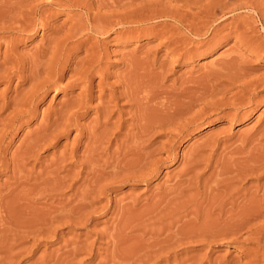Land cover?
Returning <instances> with one entry per match:
<instances>
[{"label": "rangeland", "instance_id": "374dc122", "mask_svg": "<svg viewBox=\"0 0 264 264\" xmlns=\"http://www.w3.org/2000/svg\"><path fill=\"white\" fill-rule=\"evenodd\" d=\"M71 1L0 0V15L4 12L5 16L4 20L2 15L0 17V26H3L0 27V211L3 210L0 212V220H3V224L0 221V264H153L157 256L162 259L154 260L155 264H244L250 261L252 257L248 253H255L253 249L257 251L256 244L243 242L247 235L241 237L242 233L238 235L242 241L237 242H179L170 248L173 249L170 252H174L169 255V248L162 250L156 244L180 232L205 231L214 224L211 221L220 220V207L229 203L231 196L235 194L238 204L244 206L251 191L264 186V177H260L261 180L258 174L239 176L236 172L237 176L234 173L245 169L247 162L264 161V85L256 83L264 80V0ZM172 31L175 34H171ZM45 64L51 65V69L59 65L61 77H54L52 70H46L52 74L44 72L36 78L32 72ZM82 72L85 74H80ZM47 77L51 84L39 85L38 80ZM56 79L61 88L54 86ZM245 81H256L255 87L250 85L254 88L250 87L246 93L240 91ZM131 87L136 89L132 91ZM128 90L134 92L135 97L131 95L134 99ZM238 97H242V104H233ZM222 98L228 104L220 103ZM162 102L165 103L161 105ZM189 106L192 109L187 110ZM24 109L26 111H22ZM135 152L139 153V158ZM158 155L160 158H156ZM131 161L138 165L134 166ZM220 161H224V165ZM112 171L119 174L113 175ZM5 201L11 211L16 208L13 212L16 215L11 216H17V220L7 217L10 209ZM230 206H226V210ZM40 211L45 212L44 217ZM18 212L28 220L24 221L21 216L24 222L18 224L21 221ZM46 215H52L50 221L45 222ZM129 223L131 227L127 226ZM41 225L45 228H39ZM37 226V231L33 230ZM40 229H44L43 233L36 234ZM120 232L123 239L127 235L128 238L113 237ZM162 251H166L167 256Z\"/></svg>", "mask_w": 264, "mask_h": 264}, {"label": "bare ground", "instance_id": "6f19581e", "mask_svg": "<svg viewBox=\"0 0 264 264\" xmlns=\"http://www.w3.org/2000/svg\"><path fill=\"white\" fill-rule=\"evenodd\" d=\"M68 1V0H67ZM71 1V0H70ZM215 1V0H214ZM72 2V1H71ZM79 2V1H78ZM46 3V2H45ZM57 3V2H56ZM55 3V4H56ZM59 4L61 3V2H58ZM64 2H62L61 4H63ZM66 3V2H65ZM102 3V2H101ZM121 3V2H120ZM237 3V2H236ZM81 4V3H80ZM3 5V4H2ZM8 5H10V4H8ZM68 5V4H67ZM106 5V4H105ZM125 5V4H124ZM32 6V5H31ZM53 6H54V4H53ZM66 6V5H65ZM122 5H120V7H121ZM7 7V6H6ZM77 7V6H76ZM83 7V6H82ZM117 7H119V6H117ZM13 9V8H12ZM28 9V8H27ZM131 9V8H130ZM100 10V9H99ZM2 11V10H1ZM29 13H30V11H28ZM34 12V11H33ZM90 12V11H89ZM4 13V12H3ZM3 13H1V15H2V19L5 17L4 16V14ZM18 13V12H17ZM27 13V12H26ZM51 13V12H50ZM8 14V13H7ZM6 14V15H7ZM10 14H11V12H10ZM46 14V13H45ZM92 14V13H91ZM1 15H0V17H1ZM9 15V14H8ZM25 15V14H24ZM31 15V14H30ZM51 15V14H50ZM95 15V14H94ZM125 15H127V13L125 14ZM46 16V15H45ZM91 16V15H90ZM123 16V15H122ZM9 17V16H8ZM26 17V16H25ZM41 16H39V18H40ZM128 17V16H127ZM156 17V16H155ZM6 18H7V16H6ZM19 18V17H18ZM47 18V17H46ZM114 18V17H113ZM5 19V18H4ZM3 19V20H4ZM10 19V18H9ZM9 19H7V20H9ZM20 21H22V17H20ZM42 19V18H41ZM121 19V18H120ZM28 20H30V19H28ZM44 20V19H43ZM80 20V19H79ZM94 20V19H93ZM36 21V20H35ZM34 21V22H35ZM38 21H39V19H38ZM45 21V20H44ZM117 21V20H116ZM1 22V21H0ZM8 22V21H7ZM19 22V21H18ZM33 22V21H32ZM46 22V21H45ZM102 22V21H101ZM103 22H104V20H103ZM2 23V22H1ZM21 23V22H20ZM23 23H24V21H23ZM30 23H31V20H30ZM37 23V22H36ZM107 23H108V21H107ZM118 23V22H117ZM10 24V23H9ZM14 24V23H13ZM27 24H29V23H27ZM72 24V23H71ZM82 24V23H81ZM83 24H85V22H83ZM93 24H94V22H93ZM98 24H101V23H98ZM97 24V25H98ZM105 24V23H104ZM128 24V23H127ZM212 24V23H211ZM213 24H214V22H213ZM224 24V23H223ZM11 25V24H10ZM21 25V24H20ZM24 25V24H23ZM85 25H87V24H85ZM94 25H96V24H94ZM108 25H109V23H108ZM123 25V24H122ZM27 26V25H26ZM28 26H34L33 24L31 25V24H29ZM101 26V25H100ZM99 26V27H100ZM112 26V25H111ZM125 26V25H124ZM170 26V25H169ZM0 27H3L2 26V24H1V26ZM9 27V26H8ZM13 27H15V25L13 26ZM13 27H11V28H13ZM19 27V26H18ZM17 26H16V28H18ZM86 27V26H85ZM95 27V26H94ZM97 27V26H96ZM101 27H103V25L101 26ZM101 27L99 28V29H101ZM106 27V26H105ZM113 27V26H112ZM168 26H166V28H167ZM7 28V27H6ZM20 28V27H19ZM19 28L17 29V30H19ZM21 28H23L22 26H21ZM79 29L80 28H82V26H79L78 27ZM109 28H111V27H109ZM177 28V27H176ZM204 28V27H203ZM74 30L76 29V25H75V27L73 28ZM72 29V30H73ZM90 29V28H89ZM98 29V28H97ZM103 29V28H102ZM172 29V28H171ZM186 29V28H185ZM214 29V28H213ZM2 30V29H1ZM0 30V31H1ZM7 30V29H6ZM11 30V29H10ZM22 30H24V29H22ZM74 30H73V32H74ZM82 30V29H81ZM113 30V29H112ZM168 30H170L169 28H168ZM174 30V29H173ZM178 30V29H177ZM194 30V29H193ZM203 30V29H202ZM206 30H207V28H206ZM205 30V31H206ZM21 31V30H20ZM25 31V30H24ZM27 31V30H26ZM87 31V30H86ZM95 31H97V30H95ZM99 31V30H98ZM107 31V30H106ZM175 31V30H174ZM199 31H201V30H198V32ZM205 31H203V32H205ZM67 32V31H66ZM68 32H70V31H68ZM83 32H84V30H83ZM103 33V31L101 30L100 31V33ZM118 32V31H117ZM163 32V31H162ZM178 32V31H177ZM193 32V31H192ZM6 33V32H5ZM81 33H82V31H81ZM93 33V32H92ZM97 33H99V32H97ZM173 33V31L171 32V34ZM68 34V33H67ZM66 34V35H67ZM80 34V33H79ZM105 34V33H104ZM173 34H175V33H173ZM100 35V34H99ZM102 35V34H101ZM121 35V34H120ZM61 36V35H60ZM59 36V37H60ZM64 36V35H63ZM179 36V35H178ZM212 36V35H211ZM70 38H74V37H72V36H69ZM130 37V36H129ZM176 37H177V33H176ZM184 37V36H183ZM199 37V36H198ZM61 38V37H60ZM78 38H79V36H78ZM85 38V37H84ZM165 38V37H164ZM209 38V37H208ZM219 38V37H218ZM171 39H172V37H171ZM176 39H178V38H176ZM69 40V39H68ZM72 40V39H71ZM166 40V39H165ZM182 40V39H181ZM186 40H188V39H186ZM11 41V40H10ZM54 41H56V40H54ZM66 41H67V39H66ZM178 41V40H177ZM210 41V40H209ZM59 42V41H58ZM58 42H56V44L58 43ZM180 42V41H179ZM187 42V41H186ZM15 43H16V41H15ZM54 43V42H53ZM63 43H65L64 41H63ZM162 43H165V42H162ZM175 43V42H174ZM203 43V42H202ZM1 44H2V42H1ZM67 44V43H66ZM94 44V43H93ZM176 44V43H175ZM101 45V44H100ZM177 45V44H176ZM196 45V44H195ZM194 45V46H195ZM197 46V45H196ZM252 46V45H251ZM6 47V46H5ZM183 47H184V45H183ZM45 48V47H44ZM53 48H55V47H53ZM62 49V48H61ZM54 50V49H53ZM92 50V49H91ZM175 50V49H174ZM193 50H195V49H193ZM67 51V50H66ZM51 52V51H50ZM65 52V51H64ZM172 52V51H171ZM189 52H190V50H189ZM38 53V52H37ZM53 53V52H52ZM96 53V52H95ZM103 53H105V52H103ZM178 53V52H177ZM186 53V52H185ZM59 54V53H58ZM98 54H99V52H98ZM180 54V53H179ZM15 55V54H14ZM39 55V54H38ZM49 55V54H48ZM47 55V56H48ZM51 55V54H50ZM49 55V56H50ZM61 55V54H60ZM97 55V54H96ZM16 56V55H15ZM46 56V57H47ZM56 56V55H55ZM58 56V55H57ZM67 56V55H66ZM89 56V55H88ZM88 56H86V57H88ZM92 56V55H91ZM35 57V56H34ZM43 57V56H42ZM53 57V56H52ZM51 57V58H52ZM85 57V58H86ZM96 57V56H95ZM97 57H98V55H97ZM130 57V56H129ZM132 57V56H131ZM54 59H55V57H53ZM38 59V58H37ZM92 59V58H91ZM91 59H89V61L91 60ZM102 59V58H101ZM50 60V59H49ZM131 60V59H130ZM35 61V60H34ZM94 63H95V61L94 60H92ZM92 61H91V63H92ZM134 61V60H133ZM133 61H131V62H133ZM36 62V61H35ZM48 62V61H47ZM56 62V61H55ZM63 62V61H62ZM61 62V63H62ZM128 62H129V59H128ZM149 62V61H148ZM232 62V61H231ZM17 63V62H16ZM15 63V64H16ZM39 63V62H38ZM43 63V62H42ZM44 63H46V62H44ZM90 63V62H89ZM88 63V64H89ZM93 63V64H94ZM127 63V62H126ZM32 64V63H31ZM93 64H91V65H93ZM128 64V63H127ZM140 64V63H139ZM146 64V63H145ZM160 64H162V63H160ZM34 65V64H33ZM39 65V64H38ZM102 65V64H101ZM135 65V64H134ZM168 65V64H167ZM233 65V64H232ZM48 66V67H47ZM49 66H51V65H49V64H45L44 66H39V67H37V68H35V70H34V72H32V73H34L33 75L34 76H36V78H37V76L38 77H40L41 75V73H43L44 74V72H46V70L48 71V70H52L51 72H53L54 73V77H56L55 75H58V76H60L59 75V73L60 72H62V69L60 68V67H58V66H55V67H53V69H51V67H49ZM35 67H36V65H35ZM88 67V66H87ZM129 67H131V66H129ZM136 67V66H135ZM162 67V66H161ZM89 68V67H88ZM92 68V67H91ZM98 68V67H97ZM125 68H127V67H125ZM133 68V67H132ZM143 68V67H142ZM11 69V68H10ZM17 69V68H16ZM81 69H82V67H81ZM84 69H87V68H84ZM141 69V68H140ZM2 70L3 69H1V72H2ZM79 70V69H78ZM96 70V69H95ZM135 70V69H134ZM75 72V71H74ZM90 71H88V73H89ZM128 72V71H127ZM131 72H134V71H131ZM131 72H129L130 74H131ZM146 72V71H145ZM159 72V71H158ZM47 73H50V72H46V74L45 75H47ZM87 72H86V74H88ZM93 73V72H92ZM138 73V72H137ZM143 73V72H142ZM161 73V72H160ZM225 73H226V71H225ZM238 73V72H237ZM240 73V72H239ZM246 73V72H245ZM40 76H39V75ZM42 74V75H43ZM52 73H50V75H51ZM80 74H85V73H80ZM90 74V73H89ZM124 74V73H123ZM140 74V73H139ZM144 74V73H143ZM157 74V73H156ZM75 75H76V73H75ZM75 75H73V76H75ZM78 75V74H77ZM126 75V74H125ZM129 75V74H128ZM239 75V74H238ZM248 75H249V73H248ZM80 76V75H79ZM140 76V75H139ZM10 77V76H9ZM61 77V76H60ZM70 77V76H69ZM76 77V76H75ZM82 77V76H81ZM85 77H86V75H85ZM85 77H84V79H85ZM247 77V76H246ZM249 77V76H248ZM31 78V77H30ZM36 78H34V79H36ZM72 78H74V77H72ZM132 78V77H131ZM161 78V77H160ZM245 78V77H244ZM39 79V78H38ZM61 79V78H60ZM76 79V78H75ZM77 79H79V78H77ZM89 79V78H88ZM128 79H130V78H128ZM33 80V79H32ZM29 81H30V79H29ZM36 82H37V80H35ZM52 81V80H51ZM70 81V80H69ZM82 81V80H81ZM80 81V82H81ZM124 81V80H123ZM126 81V80H125ZM135 81V80H134ZM139 81V80H138ZM149 81V80H148ZM247 81V80H246ZM245 81V82H246ZM40 82V84L39 85H41V86H47V84L48 83H50V80L48 79V77L45 79V78H41L40 80H38V83ZM77 82V81H76ZM85 82V81H84ZM133 82V81H132ZM136 82V81H135ZM143 82V81H142ZM242 82V81H241ZM256 81H252V82H246L245 84H242V86L240 87V91H242V92H244V93H246L247 91L246 90H251V89H253L255 86L253 85L254 83H255ZM30 83V82H29ZM31 83H32V81H31ZM31 83H30V85H31ZM54 83V86L55 87H58V86H60V85H58V80L56 79L55 80V82H53ZM86 83V82H85ZM125 83H127V82H125ZM147 83V82H146ZM257 84L258 83H260V84H263L264 85V80H261V81H258V82H256ZM37 84V83H36ZM36 84H34V85H36ZM51 84V83H50ZM61 84V83H60ZM66 84V83H65ZM76 84V83H75ZM78 84V83H77ZM81 84V83H80ZM124 84V83H123ZM129 84V83H128ZM240 84V83H239ZM256 84V85H257ZM33 85V84H32ZM31 85V86H32ZM73 85V84H72ZM161 85V84H160ZM250 85H252V86H254L253 88L250 86ZM37 86H38V84H37ZM36 86V87H37ZM41 86H38V87H40L41 88ZM49 86V85H48ZM54 86H53V88H54ZM219 86V85H218ZM231 86V85H230ZM37 87V88H38ZM71 87V86H70ZM79 87H81V86H79ZM122 87V86H121ZM162 87V86H161ZM200 87V86H199ZM220 87V86H219ZM224 87V86H223ZM229 87V86H228ZM250 87H251V89H250ZM60 88H61V86H60ZM83 88H84V86H83ZM133 87H131V89H132ZM139 88V87H138ZM206 88H207V86H206ZM264 88V87H263ZM45 89V88H44ZM64 89V88H63ZM80 89V88H79ZM136 88L134 87V89H132V91L133 90H135ZM141 89V88H140ZM83 90V89H82ZM85 90V89H84ZM260 90V89H259ZM34 91H36V90H34ZM129 91V90H128ZM131 91V90H130ZM129 91V92H130ZM141 91H143V90H141ZM213 91V90H212ZM224 91V90H223ZM225 91L227 92V90L225 89ZM225 91L223 92V93H225ZM30 92H31V90H30ZM38 92H39V90H38ZM37 92V93H38ZM128 92V93H129ZM138 93H141V92H139V91H137ZM160 92V91H159ZM251 92V91H250ZM85 93V92H84ZM131 93V92H130ZM155 93V92H154ZM161 93V92H160ZM195 93V92H194ZM197 93V92H196ZM200 93H202V92H200ZM238 93V92H237ZM33 94V93H32ZM41 94V93H40ZM182 94V93H181ZM199 94V93H198ZM26 95V94H25ZM34 95V94H33ZM90 95V94H89ZM133 97H135V94H134V92H132L131 94H130V97L131 98H133ZM136 95H138V94H136ZM169 95V94H168ZM185 95V94H184ZM191 95H192V93H191ZM211 95H213V93L211 94ZM79 96V95H78ZM85 96V95H84ZM92 96V95H91ZM117 96V95H116ZM121 96V95H120ZM154 96V95H153ZM190 96V95H189ZM208 96H209V94H208ZM221 96V95H220ZM245 96V95H244ZM249 96V95H248ZM86 97V96H85ZM127 97V96H126ZM138 97H139V95H138ZM143 97V99L144 100H147L148 99V101H149V98L148 97H144V96H142ZM181 97V96H180ZM20 98H22V97H20ZM26 98H27V96H26ZM121 98V97H120ZM184 98V97H183ZM199 98V97H198ZM204 98V97H203ZM240 98V99H239ZM242 97H238V99L237 100H235V102L233 103V104H237V103H239L242 99H241ZM248 98V97H247ZM253 98V97H252ZM259 98V97H258ZM262 98V97H261ZM15 99V98H14ZM18 99V98H17ZM16 99V100H17ZM28 99H29V97H28ZM75 99H77V98H75ZM128 99H130V98H128ZM134 99V98H133ZM138 99V98H137ZM175 99V98H174ZM202 99V98H201ZM249 99V98H248ZM254 99V98H253ZM24 100V99H23ZM29 100H32V99H29ZM28 100V101H29ZM79 100H80V98H79ZM89 100H91V99H89ZM135 100H136V98H135ZM135 100H133V102L135 101ZM156 100V99H155ZM197 100V99H196ZM204 100V99H203ZM212 100V99H211ZM211 100H210V102H211ZM221 100V99H220ZM21 101V100H20ZM37 101V100H36ZM68 101V100H67ZM77 101V100H76ZM85 101V100H84ZM141 101H143V100H141ZM147 101V102H148ZM209 101V100H208ZM238 101V102H237ZM81 102V101H80ZM126 102V101H125ZM132 102V101H131ZM175 102H177L176 100H175ZM225 100L223 101V98H222V101H220V103H222L223 105L225 104ZM245 102V101H244ZM248 102V101H247ZM246 102V103H247ZM256 102V101H255ZM140 103V102H139ZM165 103V102H164ZM163 102L161 103V105H163L164 104ZM199 103V102H198ZM201 103H202V101H201ZM216 103V102H215ZM227 104H228V102H226ZM241 103V102H240ZM245 103V104H246ZM11 104H13V103H11ZM16 104V103H15ZM26 104H29V103H26ZM84 104H85V102H84ZM90 104V103H89ZM138 104V103H137ZM155 104V103H154ZM158 104H159V102H158ZM167 104V103H166ZM209 104V103H208ZM210 104H212V103H210ZM242 104V103H241ZM20 105V104H19ZM64 105V104H63ZM144 106H145V103L143 104ZM153 105V104H152ZM187 105H189V104H187ZM195 105V104H194ZM213 105V104H212ZM211 105V106H212ZM221 105V104H220ZM29 106H30V104H29ZM28 106V107H29ZM85 106V105H84ZM144 106H143V108H144ZM193 106V105H192ZM18 107V106H17ZM27 107V108H28ZM83 107V106H82ZM88 107V106H87ZM138 107V106H137ZM140 107V106H139ZM207 107V106H206ZM241 107V106H240ZM4 108V107H3ZM14 108V107H13ZM15 108H16V106H15ZM14 108V109H15ZM23 108V107H22ZM26 108V109H27ZM63 108V107H62ZM80 108V107H79ZM160 107H158V109H159ZM183 108H185V107H183ZM187 108V107H186ZM189 108H191L190 106L187 108V110H189ZM12 109V108H11ZM17 109V108H16ZM84 109V108H83ZM161 109V108H160ZM181 109H182V107H181ZM192 109V108H191ZM3 110V109H2ZM13 110V109H12ZM165 109H163V111H164ZM204 110H205V106H204ZM224 110V109H223ZM4 111V110H3ZM22 111H26L25 109L24 110H22ZM143 111H145V110H143ZM162 111V110H161ZM175 111V110H174ZM184 111H186V110H184ZM184 111H182V112H184ZM201 111V110H200ZM202 111H203V109H202ZM15 112V111H14ZM21 112V111H20ZM31 112V111H30ZM63 112H64V110H63ZM62 112V113H63ZM109 112V111H108ZM148 112V111H147ZM154 112V111H153ZM158 112V111H157ZM160 112V111H159ZM167 112V111H166ZM181 112V113H182ZM189 111H187V113H188ZM207 112V111H206ZM16 113V112H15ZM19 113V111L17 112V114ZM61 113V112H60ZM66 113H68V111L66 110ZM111 113V112H110ZM132 113V112H131ZM144 113V112H143ZM142 113V114H143ZM177 113V112H176ZM186 113V114H187ZM21 114H24V112L23 113H20V115ZM154 114V113H153ZM159 114V113H158ZM62 115V114H61ZM105 115H108V114H105ZM162 115V114H161ZM168 115H169V113H168ZM167 115V116H168ZM207 115V114H206ZM16 116V115H15ZM15 116H12L13 118L15 117ZM58 116H59V114H58ZM109 116V115H108ZM137 116H139V114L137 115ZM144 116H145V114H144ZM171 116V115H170ZM175 116V115H174ZM177 116V115H176ZM179 116H180V114H179ZM203 116V115H202ZM3 117V116H2ZM29 117V116H28ZM65 117H67V116H65ZM100 117H101V115H100ZM140 117H142V116H140ZM162 117V116H161ZM228 117V116H227ZM10 118V117H9ZM9 118H8V120H9ZM59 118V117H58ZM107 118V117H106ZM139 118V117H138ZM145 118V117H144ZM159 118V117H158ZM157 118V119H158ZM170 118V117H169ZM168 118V119H169ZM172 118V117H171ZM15 119H18L17 118V116L15 117ZM20 119V118H19ZM22 119V118H21ZM20 119V120H21ZM103 119H105V118H102V120ZM135 119L137 120V118L135 117ZM160 119V118H159ZM164 119V118H163ZM19 120V121H20ZM60 120H62V118L60 119ZM101 120V119H100ZM141 120V119H140ZM185 120V119H184ZM104 121V120H103ZM143 121V120H142ZM151 121V120H150ZM158 121V120H157ZM200 121V120H199ZM0 122H2V121H0ZM8 122V121H7ZM14 122V121H13ZM63 122V121H62ZM104 122H106V120L104 121ZM103 122V123H104ZM146 122V121H145ZM148 122V121H147ZM152 122V121H151ZM174 122V121H173ZM178 122V121H177ZM181 122V121H180ZM187 122V121H186ZM11 123V122H10ZM18 123H20V122H18ZM60 123V122H59ZM58 123V124H59ZM67 123V122H66ZM154 123H161V122H154ZM169 123V122H168ZM190 123V122H189ZM188 123V124H189ZM8 124V123H7ZM46 124V123H45ZM49 124V123H48ZM54 124H56V123H54ZM95 124V123H94ZM101 124V123H100ZM105 124V123H104ZM111 123L109 122V125H110ZM146 124V123H145ZM162 124V123H161ZM106 125V124H105ZM152 125V124H151ZM150 125V126H151ZM176 125H178V123L176 124ZM187 125V124H186ZM8 126H11V124L10 125H8ZM17 126V125H16ZM61 126V125H60ZM96 126V125H95ZM94 126V127H95ZM147 126V125H146ZM166 127H167V125H165ZM169 126H170V124H169ZM168 126V127H169ZM2 127V126H1ZM57 127H59V126H57ZM56 127V128H57ZM102 127H105V126H103V124H102ZM160 127H162V126H160ZM163 127H164V125H163ZM166 127H164V128H166ZM182 127H184V126H182ZM5 129V128H4ZM8 129H10L9 127H8ZM15 129V128H14ZM18 129V128H17ZM41 129V128H40ZM45 129V128H44ZM53 129V128H52ZM58 129V128H57ZM98 129V128H97ZM150 129V128H149ZM181 129V128H180ZM185 129V128H184ZM3 130V129H2ZM92 130V129H91ZM108 130V129H107ZM111 130V129H110ZM140 130V129H139ZM155 130V129H154ZM170 130V129H169ZM177 130V129H176ZM183 130V129H182ZM4 131V130H3ZM2 131V132H3ZM6 131V130H5ZM9 131V130H8ZM41 131V130H40ZM45 131V130H44ZM51 131V130H50ZM61 131V130H60ZM97 131V130H96ZM143 130H141L140 132H142ZM152 131V130H151ZM165 131V130H164ZM168 131V130H167ZM166 131V132H167ZM46 133H47V131H45ZM44 132V133H45ZM54 132H56V131H54ZM53 132V133H54ZM136 132H138V131H136ZM144 132V131H143ZM173 133H174V131H172ZM50 133V132H49ZM52 132H51V134H53ZM91 133V132H90ZM113 133V132H112ZM168 133V132H167ZM171 133V132H170ZM1 134V133H0ZM175 134V133H174ZM177 134V133H176ZM184 134V133H183ZM186 134V133H185ZM36 135V134H35ZM40 135V134H39ZM44 135V134H43ZM46 135V134H45ZM63 135V134H62ZM92 135V134H91ZM1 136V135H0ZM38 136V135H37ZM37 136H36V138H37ZM150 136V135H149ZM178 136V135H177ZM3 138L5 137V134H4V136H2ZM6 137H7V135H6ZM33 137V136H32ZM43 137V136H42ZM50 137V136H49ZM256 137V136H255ZM48 137H46V139H47ZM56 138V137H55ZM97 138V137H96ZM111 138V137H110ZM137 138V137H136ZM147 138V137H146ZM222 138V137H221ZM42 139V138H41ZM44 139V138H43ZM49 139V138H48ZM173 139H175V138H173ZM252 139V138H251ZM255 139V138H254ZM45 140V139H44ZM50 140V139H49ZM92 140V139H91ZM104 140H106V139H104ZM256 140V139H255ZM259 139H257V141H258ZM108 141V140H107ZM166 141V140H165ZM172 141V140H171ZM213 141V140H212ZM221 141V140H220ZM219 141V142H220ZM34 142H36V141H34ZM41 142V141H40ZM46 142V141H45ZM213 142H215V141H213ZM251 142V141H250ZM249 142V143H250ZM32 143V142H31ZM38 143V142H37ZM42 143V142H41ZM41 143H40V145H41ZM52 143V142H51ZM121 143V142H120ZM126 143V142H125ZM162 143V142H161ZM166 143V142H165ZM177 143V142H176ZM205 143V142H204ZM44 144V143H43ZM42 144V145H43ZM104 144V143H103ZM170 144V143H169ZM216 144V143H215ZM258 144V143H257ZM47 145V144H46ZM45 145V146H46ZM95 145V144H94ZM107 145V144H106ZM121 145V144H120ZM125 145V144H124ZM175 145V144H174ZM207 145V144H206ZM211 145V144H210ZM212 145H214L213 143H212ZM161 146V145H160ZM170 146V145H169ZM217 146V145H216ZM248 146H250V145H248ZM259 146V145H258ZM29 147V146H28ZM36 148H37V146H35ZM95 147V146H94ZM101 147H102V145H101ZM133 147V146H132ZM134 148V147H133ZM152 148V147H151ZM163 148V147H162ZM172 148H174V147H172ZM219 148V147H218ZM222 148V147H221ZM251 148V147H250ZM261 148V147H260ZM40 149V148H39ZM88 149V148H87ZM192 149V148H191ZM224 149V148H223ZM231 149V148H230ZM240 149V148H239ZM255 149V148H254ZM167 150H168V148H167ZM166 150V151H167ZM194 150V149H193ZM260 150V149H259ZM259 150H257V151H259ZM94 151V150H93ZM116 151V150H115ZM132 151V150H131ZM138 151V150H137ZM162 151H163V149H162ZM175 151V150H174ZM209 151H211V150H209ZM220 151V150H219ZM225 151V150H224ZM253 151V150H252ZM256 151V150H255ZM34 152H35V150H34ZM104 152V151H103ZM140 152V151H139ZM148 152V151H147ZM189 152H190V150H189ZM191 152H193V151H191ZM246 152V151H245ZM244 152V153H245ZM248 152V151H247ZM263 152H264V150H263ZM262 152V153H263ZM23 153V152H22ZM33 153V152H32ZM36 153V152H35ZM108 153V152H107ZM130 153V152H129ZM136 153V152H135ZM141 153V152H140ZM212 153V152H211ZM243 153V154H244ZM27 154V153H26ZM29 154V153H28ZM103 154V153H102ZM136 154H138L137 155V157L139 158V153L137 152ZM175 154V153H174ZM233 154V153H232ZM237 154V153H236ZM29 155H31V152H30V154ZM86 155V154H85ZM99 155V154H98ZM112 155V154H111ZM142 155H144L143 153H142ZM148 155V154H147ZM155 155V154H154ZM167 155V154H166ZM168 155H169V153H168ZM15 156V155H14ZM27 157H28V155H26ZM32 156V155H31ZM34 156V155H33ZM133 156V155H132ZM131 156V157H132ZM159 156V155H158ZM156 157V158H160V156L159 157ZM188 156V155H187ZM198 156V155H197ZM197 156L195 155L194 157L197 159ZM207 156H208V153H207ZM225 156V155H224ZM224 156H223V158H224ZM35 157V156H34ZM129 157H130V154H129ZM146 157V154H145V156L143 157V159ZM151 157V156H150ZM153 157V156H152ZM171 157V156H170ZM192 156H190V158H191ZM193 157V158H194ZM222 157V156H221ZM229 157V156H228ZM261 157V156H260ZM24 158V160H25V156L23 157ZM30 158H32V157H30ZM62 158V157H61ZM111 158V157H110ZM134 158H136V157H134ZM169 158V157H168ZM204 158V157H203ZM227 158V157H226ZM231 158H233L232 156H231ZM246 158V157H245ZM17 159V158H16ZM27 159V158H26ZM200 159H202V158H200ZM229 159V158H228ZM241 159V158H240ZM254 159V158H253ZM263 159H264V157H263ZM23 160V159H22ZM27 160H29V158L27 159ZM125 160V159H124ZM123 160V161H124ZM129 160V159H128ZM131 160H133L132 158H131ZM139 160V159H138ZM137 160V161H138ZM149 160V159H148ZM167 160V159H166ZM187 160H188V158H187ZM221 160H222V158H221ZM227 160V159H226ZM234 160H235V158H234ZM6 162H7V160H5ZM32 161V160H31ZM63 161V160H62ZM65 161V160H64ZM92 161H93V159H92ZM103 161V160H102ZM122 161V162H123ZM130 161V160H129ZM145 161V160H144ZM159 161V160H158ZM163 161V160H162ZM229 161H231L232 162V159L231 160H229ZM237 161H239V160H237ZM237 161H235V162H237ZM241 161V160H240ZM246 161H248V160H246ZM253 161V160H252ZM252 161H250L251 162V164L250 163H246V165L244 166V168L245 169H243V170H241V171H235L234 173L236 174V172H238L239 173V176L241 175H247L248 173L250 174V175H248V176H251L252 174H254V175H256V174H258L257 176L260 178V177H264V161L262 160V161H255V162H253L252 163ZM1 162V161H0ZM4 162V161H3ZM22 162V161H21ZM28 162V161H27ZM126 162V161H125ZM140 162V161H139ZM165 162V161H164ZM188 162H190V160L188 161ZM187 162V163H188ZM221 163H223V165H224V161H220ZM245 162V161H244ZM131 163L132 164H134V166H136L135 164H137L138 165V163H135V161H131ZM142 163V162H141ZM141 163L139 164V165H141ZM154 163V162H153ZM157 163V162H156ZM186 163V164H187ZM206 163H208V160H206ZM13 164H15L14 162H13ZM12 164V165H13ZM28 164V163H27ZM126 164V163H125ZM132 164H130V165H132ZM143 164V163H142ZM235 164V163H234ZM238 164V163H237ZM6 165V164H5ZM9 165V164H8ZM26 165V164H25ZM129 165V164H128ZM127 164H126V166H128ZM130 165H129V167H130ZM149 165V164H148ZM154 165V164H153ZM157 165V164H156ZM184 165V164H183ZM206 165V164H205ZM230 165V164H229ZM232 165V164H231ZM236 165V164H235ZM239 165V164H238ZM116 166V165H115ZM123 166H125V165H122V167ZM144 166V165H143ZM201 166V165H200ZM240 166H243V165H240ZM49 167V166H48ZM86 167V166H85ZM117 167H119L118 165H117ZM128 167V168H129ZM132 167V166H131ZM140 167V166H139ZM146 167V166H145ZM205 167V166H204ZM203 167V168H204ZM214 167H216V166H214ZM235 167V166H234ZM18 168V167H17ZM91 168V167H90ZM127 168V169H128ZM150 168H151V166H150ZM212 168V167H211ZM233 168V167H232ZM91 169H93V168H91ZM97 169V168H96ZM120 169V168H119ZM122 169V168H121ZM132 169V168H131ZM135 169H137V168H135ZM134 169V170H135ZM142 169V168H141ZM156 169V168H155ZM228 169H229V167H228ZM237 169H239V168H237ZM15 170V169H14ZM18 170V169H17ZM16 170V171H17ZM27 170V169H26ZM59 170V169H58ZM113 170H115V169H113ZM123 170V169H122ZM130 170V169H129ZM236 170V169H235ZM19 171V170H18ZM17 171V173H19ZM121 171V170H120ZM126 171V170H125ZM142 171H143V169H142ZM141 171V173H143ZM145 171V170H144ZM146 171H148V170H146ZM196 171V170H195ZM194 171V172H195ZM217 171V170H216ZM231 171V170H230ZM118 172V171H117ZM116 172V173H117ZM123 172V171H122ZM121 172V173H122ZM130 172H132V171H130ZM228 172V171H227ZM226 172V173H227ZM37 173V172H36ZM111 173V172H110ZM113 173H115V172H113L112 171V174ZM192 173V172H191ZM191 173H189V174H191ZM233 173V172H232ZM119 173H117V174H113V175H118ZM123 174V173H122ZM131 174V173H130ZM135 174V173H134ZM140 174V173H139ZM138 174V175H139ZM151 174V173H150ZM77 175V174H76ZM106 175V174H105ZM124 175H125V172H124ZM141 175V174H140ZM149 175V174H148ZM237 175V174H236ZM17 176V175H16ZM25 176V175H24ZM39 176V175H38ZM101 176V175H100ZM111 176V175H110ZM127 176V175H126ZM129 176V175H128ZM127 176V177H128ZM132 176H135V175H133V173H132ZM145 176V175H144ZM238 176V175H237ZM237 176H235V177H237ZM248 176H247V178H248ZM107 177V176H106ZM124 177V176H123ZM136 177V176H135ZM142 177V176H141ZM141 177H139V178H141ZM149 177V176H148ZM51 178V177H50ZM113 178V177H112ZM125 178V177H124ZM134 178V177H133ZM138 178V177H137ZM138 178V179H139ZM147 178V177H146ZM183 178V177H182ZM202 178V177H201ZM240 178V177H239ZM253 178V177H252ZM18 179V178H17ZM29 179V178H28ZM39 179H40V177H39ZM38 179V180H39ZM46 179V178H45ZM97 179V178H96ZM107 179V178H106ZM106 179H103V180H106ZM116 178H114V180H115ZM132 179V178H131ZM130 179V180H131ZM187 179V178H186ZM218 179V178H217ZM243 179H244V176H243ZM258 179V178H257ZM261 179V178H260ZM259 179V180H260ZM14 180V179H13ZM111 180V179H110ZM245 180H246V177H245ZM262 180V179H261ZM22 181V180H21ZM29 181V180H28ZM50 181V180H49ZM61 181V180H60ZM97 181V180H96ZM128 181V180H127ZM126 181V182H127ZM180 181H182V180H180ZM185 181V180H184ZM47 182V181H46ZM52 182V181H51ZM71 183V182H70ZM69 183V184H70ZM110 183H112V181L110 182ZM251 183V182H250ZM258 183V182H257ZM34 184V183H33ZM39 184V183H38ZM44 184V183H43ZM53 184V183H52ZM67 184V183H66ZM186 184H187V182H186ZM26 185V184H25ZM30 185V184H29ZM50 185V184H49ZM102 185V184H101ZM105 185V184H104ZM251 185V184H250ZM38 186V185H37ZM103 186V185H102ZM182 185L180 184V187H181ZM190 186V185H189ZM32 187H33V185H32ZM51 187V186H50ZM178 187V186H177ZM17 188V187H16ZM92 188V187H91ZM102 189H103V187H101ZM251 188V187H250ZM44 189V188H43ZM174 189H176V188H174ZM178 189V188H177ZM92 190V189H91ZM169 190V189H168ZM168 190H167V192H168ZM171 190H172V188H171ZM253 190V189H252ZM16 191V190H15ZM24 191H25V189H24ZM30 191V190H29ZM40 191V190H39ZM70 191V190H69ZM97 191V190H96ZM262 192V194H261V192ZM45 192V191H44ZM171 192V191H170ZM169 192V193H170ZM23 193V192H22ZM34 193V192H33ZM32 193V194H33ZM174 193V192H173ZM176 193H178V192H176ZM241 192H239V194H240ZM1 194V193H0ZM31 194V193H30ZM81 194V193H80ZM233 194V193H232ZM251 196H250V198H248L249 200H247V202H245V205L244 206H241V205H239L238 204V200H237V197H236V195L234 194V196H231V201L229 202L228 200V202L229 203H227V204H225L224 206H222V208L220 207V211H219V216H221L220 217V220L217 222V221H211V222H214V224L213 225H207V227L208 228H206L205 229V231H199L198 232V229H195V230H197V232L195 231V230H191V231H189V232H187L186 234H180V233H177L175 236L174 235H169V236H167L165 239H163V241H160V242H158L156 245L158 246V248L159 247H161L162 248V250H166V248H169V249H167V250H169V251H167L168 253V255L170 254V253H173V252H170V250H173V249H170V248H172L174 245H176L177 246V244L179 243V242H181L182 244H186V243H184V241H189V240H191L193 243L195 242V243H224V242H226V241H233V242H237V241H240L242 238L241 237H243L244 236V234H246L247 236H246V238L245 239H243V242H249V243H254V244H256V248H257V251L255 250V249H253L254 251H255V253H253V254H251L250 252L248 253L251 257H252V259L250 260V261H248L247 263H244V264H264V263H262V262H264V186L263 185H259V186H257L256 187V189H255V191L252 193V191H251ZM35 195V194H34ZM100 195V194H99ZM168 195V194H167ZM179 195H181V194H179ZM2 196H3V194H2ZM1 196V197H2ZM21 196V195H20ZM36 196V195H35ZM85 196V195H84ZM8 197V196H7ZM7 197H5V198H7ZM31 197V196H30ZM246 197H247V195H246ZM45 198V197H44ZM166 198V197H165ZM168 198V197H167ZM170 198H172V197H170ZM238 198H240V197H238ZM242 198V197H241ZM1 199V198H0ZM43 199V198H42ZM53 199V198H52ZM51 199V200H52ZM245 199V198H244ZM35 200V199H34ZM93 200V199H92ZM162 200V199H161ZM9 202H11V201H9ZM18 202V201H17ZM160 202V201H159ZM162 202V201H161ZM164 202V201H163ZM24 203V202H23ZM166 203V202H165ZM15 204V203H14ZM13 204V205H14ZM5 205L6 206H8V208H9V204L7 205V203H6V201H5ZM12 204H10V206H11ZM88 205V204H87ZM186 205V204H185ZM194 205V204H193ZM229 205H231L230 207V209H227L226 210V206L227 207H229ZM0 206H1V204H0ZM3 206V205H2ZM164 206V205H163ZM37 207V206H36ZM89 207H91V206H89ZM158 207V206H157ZM42 208V207H41ZM79 208V207H78ZM99 208V207H98ZM176 208V207H175ZM179 208V207H178ZM177 208V209H178ZM236 208V209H235ZM10 209V208H9ZM22 209V208H21ZM102 209V208H101ZM207 209V208H206ZM23 210V209H22ZM30 210V209H29ZM69 210H70V208H69ZM91 210V209H90ZM137 210V209H136ZM1 211H3L2 210V208H1ZM0 211V212H1ZM4 211H6L5 209H4ZM9 211V212H8ZM11 211V209L10 210H7V212L10 214H7V217H10L11 216V214H13V215H16V214H14L15 212L14 211H16V208H15V210L14 209H12V211ZM18 211V210H17ZM35 211V210H34ZM38 211V210H37ZM14 212V213H13ZM41 213L43 212V211H40ZM80 212V211H79ZM83 212V211H82ZM89 212V211H88ZM144 212H145V210H144ZM143 212V213H144ZM2 213H4V212H2ZM19 214L18 215H20L21 213L20 212H18ZM29 213H31V212H29ZM54 213V212H53ZM68 213H70V212H68ZM67 213V214H68ZM76 213V212H75ZM153 213V212H152ZM173 213V212H172ZM191 213H192V211H191ZM1 214V213H0ZM34 214V213H33ZM39 214V213H38ZM44 214H45V212H44ZM44 214L42 213V215H43V217H44ZM47 214V213H46ZM49 214H50V212H49ZM73 214H74V212H73ZM79 214H81V213H79ZM2 215V214H1ZM9 215V216H8ZM11 216V217H14V216ZM26 215V214H25ZM31 215V214H30ZM42 215H39V216H42ZM53 215V214H52ZM52 215H51V217H50V215H49V217L50 218H52ZM56 215V214H55ZM54 215V216H55ZM59 215V214H58ZM64 215V214H63ZM71 215V214H70ZM83 215V214H82ZM211 215V214H210ZM4 216H5V213H4ZM4 216H2V218L4 217ZM21 216H22V214L20 215V218L19 219H21ZM47 217H48V215H46ZM45 216V222L47 221V219H49V217L47 218ZM81 216V215H80ZM80 216H78L79 218H77V220L78 219H80ZM84 216V215H83ZM120 216V215H119ZM15 217H17V216H15ZM14 217V218H15ZM23 217V220L24 221H27L28 219H24V216H22ZM67 218L69 217V216H66ZM73 216H71V217H69V218H71V219H73L72 218ZM75 217H77V216H75ZM85 217V216H84ZM83 217V218H84ZM141 217V216H140ZM188 218H189V216H187ZM1 218V217H0ZM40 218V217H39ZM55 218V217H54ZM65 218V217H64ZM16 220H17V218H15ZM14 219V220H15ZM31 219H34L33 217H31ZM41 219V218H40ZM39 219V220H40ZM129 219H130V217H129ZM128 219V220H129ZM6 220V219H5ZM14 220H13V222H14ZM22 219H21V221H19L18 222V224L20 223V222H24ZM52 220H54V219H52ZM68 220V219H67ZM70 220V219H69ZM68 220V221H69ZM73 220H76V219H73ZM121 220V219H120ZM126 220V219H125ZM184 220V219H183ZM215 220V219H214ZM1 221V220H0ZM33 221V220H32ZM49 221H50V219H49ZM57 221V220H56ZM55 221V222H56ZM68 221H66V222H68ZM124 221V220H123ZM130 221V220H129ZM196 221V220H195ZM2 222V224H3V220L1 221ZM5 222H9V221H5ZM11 222V221H10ZM9 222V223H10ZM17 222V221H16ZM41 222H42V220H41ZM44 222V221H43ZM54 222V221H53ZM60 222V221H59ZM66 222H63L64 223V225H65V223ZM76 223L78 222V223H80L81 224V222H79V221H75ZM83 222V221H82ZM85 222V221H84ZM87 222V221H86ZM200 222V221H199ZM26 223V222H25ZM27 223H29V222H27ZM34 223H36L35 222V219H34ZM38 223H40V222H38ZM48 223V222H47ZM50 223H52V221L50 222ZM125 223H127V222H125ZM177 223V222H176ZM187 223V222H186ZM189 223V222H188ZM191 223V222H190ZM198 223V222H197ZM216 223V224H215ZM5 224V223H4ZM11 224V223H10ZM82 224H84V223H82ZM81 224V225H82ZM192 224V223H191ZM194 224V223H193ZM204 224V223H203ZM208 224H211L210 222L208 223ZM30 225V224H29ZM32 225V224H31ZM63 225V226H64ZM77 225H79V224H77ZM126 225V224H125ZM178 225V224H177ZM176 225V226H177ZM184 225V224H183ZM182 225V226H183ZM189 225V224H188ZM201 225V224H200ZM3 226V225H2ZM18 226V225H17ZM48 226H51L50 224L48 225ZM72 226V225H71ZM113 226V225H112ZM122 226H123V224H122ZM127 226L128 227H131L130 226V223H129V225L127 224ZM161 226V225H160ZM167 226H168V223H167ZM175 226V227H176ZM202 226V225H201ZM204 227H206L205 225H203ZM5 227V226H4ZM8 227V226H7ZM20 227V226H19ZM24 227V226H23ZM28 227L29 226H27V230H29L28 229ZM33 227V226H32ZM39 226H37L36 228H34L33 230H35V229H37ZM41 227H43V228H45V226L43 225H41L39 228H41ZM59 227V226H58ZM81 227V226H80ZM124 227V226H123ZM185 227H186V225H185ZM198 227V225L197 226H195V228H197ZM204 227H203V230H204ZM122 228V227H121ZM134 228V227H133ZM177 228H179L178 226H177ZM21 229H22V227H21ZM24 229V228H23ZM50 229V228H49ZM128 229V228H127ZM166 229H167V227H166ZM33 230H32V232H33ZM44 229H40L39 231L40 232H35L36 234H38L39 235V233H43L42 231H43ZM157 230V229H156ZM165 230V229H164ZM169 230H170V228H169ZM244 230H245V233H243L244 232ZM29 231H31V230H29ZM35 231H37V230H35ZM46 231H47V229H46ZM49 231V230H48ZM50 231H51V229H50ZM49 231V232H50ZM126 231V230H125ZM128 231V230H127ZM158 231V230H157ZM21 231H19V233H20ZM25 232V231H24ZM45 232V231H44ZM119 232V231H118ZM140 232V231H139ZM31 233V232H30ZM34 233V232H33ZM34 233V234H35ZM46 233V232H45ZM44 233V234H45ZM115 233H117V231H115ZM123 234H124V232H122ZM135 233V232H134ZM168 233V232H167ZM185 233V232H184ZM240 233H242L243 235L241 236V234ZM112 234V233H111ZM120 235H118V236H114L113 235V237H123V235H121V232L119 233ZM158 234V233H157ZM240 234V236L238 237V235ZM6 235V234H5ZM30 235V234H29ZM28 235V236H29ZM48 235V234H47ZM107 235H108V233H107ZM132 235V234H131ZM165 235H167V234H165ZM20 237V236H19ZM119 237V238H120ZM16 238H17V235H16ZM50 238V237H49ZM106 238V237H105ZM112 238V237H111ZM126 238H128V235L125 237V239ZM123 239V238H122ZM125 239H123V240H125ZM162 239V238H161ZM2 240V239H1ZM16 240V239H15ZM19 240V239H18ZM36 240H37V238H36ZM147 240H148V238H147ZM24 241V240H23ZM28 241V240H27ZM112 241H114V238H113V240ZM116 241V240H115ZM152 241V240H151ZM154 241V240H153ZM190 241V242H191ZM242 241V240H241ZM10 242V241H9ZM18 242V241H17ZM127 242V241H126ZM130 242V241H129ZM125 243V242H124ZM228 243V242H227ZM122 243H120V245H121ZM2 245V244H1ZM124 245V244H123ZM201 245V244H200ZM3 246V245H2ZM115 246V245H114ZM113 246V247H114ZM118 246V245H117ZM124 246H126V245H124ZM149 246V245H148ZM150 246H152V245H150ZM157 246H156V250L158 249L157 248ZM213 246V245H212ZM1 247V246H0ZM121 247V246H120ZM127 247V246H126ZM178 247H180V245L178 246ZM177 247V249H179ZM193 247V246H192ZM134 248V247H133ZM152 248V247H151ZM153 248H155V247H153ZM152 248V249H153ZM255 248V247H254ZM114 249V248H113ZM117 249V248H116ZM118 249H119V247H118ZM149 249V248H148ZM23 250V249H22ZM121 250V249H120ZM175 251H176V249H174ZM252 250V251H253ZM88 251V250H87ZM112 251V250H111ZM113 251H115V250H113ZM117 251V250H116ZM115 251V252H116ZM126 251V250H125ZM128 251V250H127ZM133 251V250H132ZM135 251V250H134ZM155 251V250H154ZM157 251H159L158 253H161L160 251V249H158ZM251 251V252H252ZM253 251V252H254ZM131 252V251H130ZM162 252H165V255L167 256V254H166V251H162ZM123 253V252H122ZM125 253V252H124ZM149 253V252H148ZM263 254V255H261V254ZM126 254V253H125ZM130 254V253H129ZM139 254V253H138ZM247 254V255H248ZM262 256V257H260V255ZM66 256V255H65ZM114 256V255H113ZM113 256H112V258H113ZM122 256V255H121ZM126 256V255H125ZM132 256V254L129 256V257H131ZM133 256L135 257L136 255H134L133 254ZM157 256V255H156ZM160 256V255H159ZM165 256V257H166ZM249 256V257H250ZM10 257V256H9ZM74 257V256H73ZM80 257V256H79ZM109 257V256H108ZM117 257H118V255H117ZM124 257V256H123ZM174 257V256H173ZM77 258V257H76ZM111 258V257H110ZM110 258H109V260H110ZM118 258H120V257H118ZM143 258H145V257H143ZM181 258V257H180ZM63 259V258H62ZM67 259H69V258H67ZM126 259V258H125ZM128 259V258H127ZM126 259V260H127ZM157 259H159V257L157 256V258L155 259L154 258V260L156 261ZM161 259H162V257H161ZM161 259H159V260H161ZM163 259H165V258H163ZM65 260V259H64ZM112 261H116L117 259H111ZM149 260H151V259H149ZM153 260V264H155V261ZM14 261V260H13ZM75 261V260H74ZM134 261V260H133ZM158 261V260H157ZM173 261V260H172ZM12 262V261H11ZM120 262V261H119ZM125 262V261H124ZM130 262V261H129ZM136 262V261H135ZM138 263V262H137ZM150 262H148V264H149ZM185 263V262H184ZM9 264V263H8ZM17 264V263H16ZM118 264V263H117ZM127 264V263H126ZM141 264V263H140ZM143 264H146V263H143ZM158 264V263H157ZM192 264V263H191Z\"/></svg>", "mask_w": 264, "mask_h": 264}]
</instances>
